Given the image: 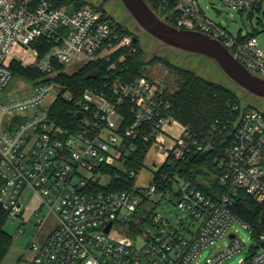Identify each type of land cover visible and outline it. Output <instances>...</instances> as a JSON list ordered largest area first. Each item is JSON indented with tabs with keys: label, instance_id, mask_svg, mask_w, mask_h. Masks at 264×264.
Masks as SVG:
<instances>
[{
	"label": "built area",
	"instance_id": "2783aa9c",
	"mask_svg": "<svg viewBox=\"0 0 264 264\" xmlns=\"http://www.w3.org/2000/svg\"><path fill=\"white\" fill-rule=\"evenodd\" d=\"M220 1L236 11L264 13V0ZM68 6L49 0H0V95L12 78V61L42 74L34 80L21 78L31 84L29 92L0 103V205L9 217H23V196L30 190L39 200L31 212L36 223L43 224L44 207L57 219L44 242L32 245L35 254L25 264H200L201 251L227 236L230 242L203 264H222L241 252L244 240L229 229L234 221L250 232L251 227L232 206L241 192L258 202L264 200V113L229 104L227 117L216 119L206 135H196L172 116V91L166 78L141 74L125 81L110 71L137 51L135 36L120 31L91 5H73L72 13ZM159 8L165 12L164 19L174 14L175 26L214 37L245 67L264 77V50L253 34L245 30L232 34L206 14L200 0H163ZM39 39L51 43L42 57L35 46ZM104 62L110 66L103 81L86 87L76 101L81 128L75 133L63 131L49 111L58 97L73 101L75 95L56 81L57 74L70 72L73 64ZM125 105L134 118L127 128H123L121 110ZM170 126L178 127L180 133L168 132ZM136 138L149 145L146 157L150 152L154 155L153 172L144 185L137 183L142 168L126 166L137 150ZM218 144L223 153L220 195L210 196L178 175H162L169 187L158 189L154 172L162 165L182 160L192 150L211 151ZM106 166L135 177L133 189L99 190L111 181L103 170ZM145 197L152 204L173 203L175 222L154 210L151 224L131 237L123 226ZM116 224L122 227L117 229ZM259 237L264 243V231ZM261 243L238 264H264Z\"/></svg>",
	"mask_w": 264,
	"mask_h": 264
},
{
	"label": "trees",
	"instance_id": "16d2710c",
	"mask_svg": "<svg viewBox=\"0 0 264 264\" xmlns=\"http://www.w3.org/2000/svg\"><path fill=\"white\" fill-rule=\"evenodd\" d=\"M39 1V0H35ZM56 6L64 5H83V0H49ZM148 4L155 10L162 18L163 12L159 5L163 0H146ZM93 7L101 10L104 17L108 18L102 4ZM171 5L168 10H171ZM111 18V17H109ZM165 20L176 25L174 14L168 15ZM120 31L130 33L122 24L114 22ZM51 43L44 39H39L35 43L39 55L42 57ZM138 47L134 54L126 55L124 60L118 61L114 69L110 70L125 81H131L136 76L146 74V67L159 60L170 68L175 69L180 75L179 88L170 94L171 99V114L174 119L182 126L187 127L198 136L206 135L211 129L212 124L220 117H227L230 112L231 104H240V97L236 90L230 89L223 84L209 80L204 76L197 74L190 68L180 67L170 64L159 55H152L147 57V53L140 46L138 40L136 42ZM55 66L60 67L56 62ZM110 62L86 64L74 72H59L56 76V81L62 84L65 88L71 90L75 99L73 101H66L62 97H58L50 108V118L63 131L68 133H75L81 128L82 121L77 116L79 105L77 99L81 96L86 87L101 83L107 73V68ZM94 70H98L97 78H88L87 75ZM11 72L13 75H18L25 80H34L39 78L41 72L32 66H23L16 61L11 62ZM230 104V105H229ZM125 114V121L123 128L129 127L134 122L131 110L125 105L122 109ZM232 128L226 131L229 136ZM131 138L124 141L127 142ZM138 147L128 160L126 166L128 169L140 170L145 164L146 154L149 148L148 144L136 138ZM221 145L218 144L216 149L208 152H200L192 150L182 160L176 161L173 164H164L160 169L154 172V181L158 189L163 190L169 187L167 179L162 175L172 177L174 175L180 176L185 181L192 182L198 189L206 194L216 197L220 195L224 188L219 183V177L222 173L220 162L223 159V153L220 150ZM105 172L111 175L109 186L100 185L99 190L106 192L131 190L135 186L136 178L130 177L128 174L122 172L116 167H103ZM2 180L0 178V185ZM152 204L147 197L144 198L142 204L139 206L133 218L128 223L124 224L123 232L131 237H136L138 233L143 232L145 228L151 224V213L154 209L150 206ZM232 211L243 222L251 227V233L255 238V246H251L250 252H256L261 243L259 235L264 231V221L261 222V214L264 211V200L262 202L256 201L252 196L241 192L232 206ZM8 212L0 205V264L8 253L13 236L5 230V222L8 219Z\"/></svg>",
	"mask_w": 264,
	"mask_h": 264
},
{
	"label": "rangeland",
	"instance_id": "374dc122",
	"mask_svg": "<svg viewBox=\"0 0 264 264\" xmlns=\"http://www.w3.org/2000/svg\"><path fill=\"white\" fill-rule=\"evenodd\" d=\"M83 5L98 6L102 4L107 16L111 17L112 22L127 27L128 31L138 38L140 46L151 58L152 55H159L170 64L180 67L190 68L197 74L204 76L209 80H213L224 86L237 91L240 97V104L243 108H256L264 113V100L252 94H247L243 89L237 86L217 65V63L207 57L199 54L182 52L171 47L163 46L157 40L149 36L145 31L139 29L135 20L125 11L119 0H83ZM206 14L222 23L232 34L237 35L240 31L245 30L253 36L257 37L258 46L264 50V13L254 12L251 10L236 11L222 5L220 0H200ZM12 56V54H11ZM10 56V57H11ZM81 64L70 65L69 71L78 70ZM146 75L151 78H166L170 84V89L175 92L179 88L180 75L178 72L165 65V63L156 60L154 63L147 65ZM19 78L18 75H13L7 83L0 95V103L11 100L14 97L25 95L30 90L31 84ZM154 155L150 152L145 160V164L137 178V183L140 185L147 184L152 175V161ZM177 188V185H175ZM24 208L30 205V208H35L33 192L26 190L23 196ZM154 210H159L164 213L171 222H175V213L177 208L173 203L150 204ZM32 208V211L33 209ZM30 209L25 211L23 217L12 218L8 217L5 222V230L13 236L12 245L3 259L1 264H25V260L33 257V251L30 246L33 243H38L42 235L53 226L56 225L57 219L53 213H50L45 207L41 211V215H45L42 225L36 223V219L32 216ZM117 229L122 227V224H116ZM20 228V229H19ZM229 232H235L240 239L244 240L245 248L223 261L222 264H238L240 259H245L249 252L250 246H255L256 241L249 229L238 221H234L229 229ZM137 246L143 244V239L138 236ZM230 242L228 236L222 239L214 246H210L201 251L199 258L200 264H203L205 259L217 251L220 247L225 246Z\"/></svg>",
	"mask_w": 264,
	"mask_h": 264
},
{
	"label": "water",
	"instance_id": "95a60500",
	"mask_svg": "<svg viewBox=\"0 0 264 264\" xmlns=\"http://www.w3.org/2000/svg\"><path fill=\"white\" fill-rule=\"evenodd\" d=\"M125 11L135 20L139 29L158 41L159 44L173 49L199 54L217 63L221 70L247 94H252L264 100V77L251 71L238 61L231 52L214 37L197 30L179 28L162 18L146 0H119ZM73 5L68 6V13H72ZM138 38L135 36V41ZM98 70L87 75L97 78ZM81 117V114H77ZM108 184L106 183V186ZM264 221V211L261 222ZM112 223L105 228L107 232ZM232 236V235H231ZM264 243H261L263 246Z\"/></svg>",
	"mask_w": 264,
	"mask_h": 264
},
{
	"label": "crops",
	"instance_id": "0c3cea01",
	"mask_svg": "<svg viewBox=\"0 0 264 264\" xmlns=\"http://www.w3.org/2000/svg\"><path fill=\"white\" fill-rule=\"evenodd\" d=\"M167 131L170 132V133H172V134H175V135H177V134L180 133V129H179L178 127H176V126H170V127H167ZM33 199H34V201H36V202H35V207H37L38 202H39L38 197L35 196V195H33ZM32 208H34V207H32ZM32 208H30V205H29L28 207H26L25 211H26V210L28 211L29 209H30V211H32ZM53 228H54V226L51 227V228L46 232V234L42 235V237L40 238V241H39L37 244H41V243H43L44 240L46 239V236L48 235V233H49ZM33 244H34V243H33ZM33 244H32V245H33ZM32 245L30 246V248H31V250L33 251V253L35 254V251L32 249ZM34 254H33V255H34Z\"/></svg>",
	"mask_w": 264,
	"mask_h": 264
},
{
	"label": "flooded vegetation",
	"instance_id": "af4514ba",
	"mask_svg": "<svg viewBox=\"0 0 264 264\" xmlns=\"http://www.w3.org/2000/svg\"><path fill=\"white\" fill-rule=\"evenodd\" d=\"M104 1V0H103Z\"/></svg>",
	"mask_w": 264,
	"mask_h": 264
}]
</instances>
